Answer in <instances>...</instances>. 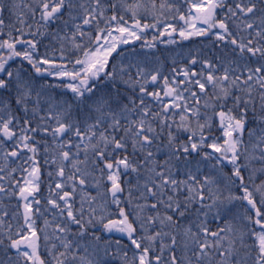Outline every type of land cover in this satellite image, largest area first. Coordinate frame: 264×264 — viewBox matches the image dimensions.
<instances>
[{"label":"snow or ice","instance_id":"obj_1","mask_svg":"<svg viewBox=\"0 0 264 264\" xmlns=\"http://www.w3.org/2000/svg\"><path fill=\"white\" fill-rule=\"evenodd\" d=\"M0 264H264V0H0Z\"/></svg>","mask_w":264,"mask_h":264}]
</instances>
